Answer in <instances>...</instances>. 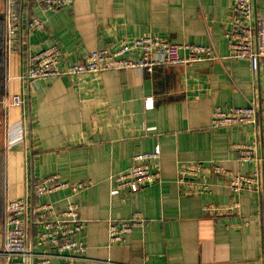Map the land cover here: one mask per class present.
<instances>
[{
	"label": "crops",
	"instance_id": "0c3cea01",
	"mask_svg": "<svg viewBox=\"0 0 264 264\" xmlns=\"http://www.w3.org/2000/svg\"><path fill=\"white\" fill-rule=\"evenodd\" d=\"M4 0H0L1 4ZM234 0H74L60 10L26 3L17 53L5 52L0 27V190L8 200L76 204L86 229L75 237L87 247L74 264H264V165L242 162L235 145L264 144V59L258 73L229 58L225 32ZM256 18L264 20V0ZM37 17L45 29L30 32ZM154 35L176 45L210 47L215 60L187 66L107 72L97 76L22 81L26 59L53 45L62 67L123 40ZM14 95L23 107H9ZM153 101L148 108L147 100ZM261 111L257 126L211 128L213 109ZM161 149V176L136 193L111 196L112 178L138 154ZM216 163L236 174L261 171L262 192H231L227 180L208 177L212 195H190L178 182L183 166ZM50 176L91 182L78 194L58 190L36 199L33 184ZM198 182L206 180L196 177ZM238 208L210 217L206 208ZM134 214L146 221L121 243L109 242V221ZM2 227V223L0 222ZM34 240L40 227L30 226ZM58 262V260H54ZM62 261V260H59Z\"/></svg>",
	"mask_w": 264,
	"mask_h": 264
},
{
	"label": "built area",
	"instance_id": "2783aa9c",
	"mask_svg": "<svg viewBox=\"0 0 264 264\" xmlns=\"http://www.w3.org/2000/svg\"><path fill=\"white\" fill-rule=\"evenodd\" d=\"M74 0H4L1 20L5 29V52L17 53L22 37L24 5L33 4L43 10H60L72 6ZM257 0H234L229 17V29L225 32L229 58L248 61L252 71L259 72L264 59V20L256 16ZM1 22V21H0ZM30 32L43 31L44 22L37 17L27 22ZM210 47L190 44L176 45L158 36L148 35L132 40H123L117 49L100 48L88 54L81 62L62 67V53L58 45H53L38 53L30 54L26 59V72L22 81L47 80L53 77L97 76L107 72H125L142 70L152 74L157 68L168 66H187L190 64L214 61ZM22 95H14L7 102L9 107H23ZM148 108L153 101L147 100ZM261 111L257 105L245 108L223 109L216 107L211 115V128H234L244 125L257 126ZM242 162L254 163L260 168L264 165V144L254 141L251 144L235 145ZM161 149L138 154L133 165L124 174L113 177L111 196L123 191L136 193L160 180ZM203 176L198 182L196 177ZM218 176L227 180L233 193L244 190L262 192L261 171L252 174H236L216 163L210 165L183 166L178 175V184L190 195H212L213 186L208 177ZM91 186V182L70 183L58 176H50L33 186L36 199L58 190H70L78 194ZM237 204L228 208H206L208 216L218 217L235 212ZM35 217L40 227L34 240L29 234V220ZM146 221L134 214L124 221H109V242L121 243L134 228L145 226ZM86 222L78 213V206L70 204L64 211H57L52 204L32 205L28 198L10 200L6 208V220L0 233V264H74L84 256L87 247L75 239L86 229ZM58 260V262L54 261ZM62 260V261H59Z\"/></svg>",
	"mask_w": 264,
	"mask_h": 264
},
{
	"label": "trees",
	"instance_id": "16d2710c",
	"mask_svg": "<svg viewBox=\"0 0 264 264\" xmlns=\"http://www.w3.org/2000/svg\"><path fill=\"white\" fill-rule=\"evenodd\" d=\"M2 5H1V9H0V17L2 16ZM1 23H2V20L0 22V27H1ZM0 59H1V54H0ZM40 182V181H39ZM38 183V182H36ZM34 182L33 186L36 184ZM87 190V189H86ZM85 191V190H84ZM32 192H33V189H32ZM83 192V191H82ZM80 193V192H79ZM33 197L34 196V193H33ZM15 200V199H14ZM10 200L6 199L2 193H1V190H0V222L2 224H4L5 220H6V208H7V203L9 202ZM32 205H36L34 204V202L32 203ZM61 212V211H60ZM78 213H79V208H78ZM31 224H33L35 227H37V225L35 224V217H32L30 218L29 220V228L31 226ZM29 234H30V229H29ZM37 235V234H36Z\"/></svg>",
	"mask_w": 264,
	"mask_h": 264
},
{
	"label": "water",
	"instance_id": "95a60500",
	"mask_svg": "<svg viewBox=\"0 0 264 264\" xmlns=\"http://www.w3.org/2000/svg\"><path fill=\"white\" fill-rule=\"evenodd\" d=\"M0 21H1V17H0ZM0 233H1V225H0Z\"/></svg>",
	"mask_w": 264,
	"mask_h": 264
}]
</instances>
